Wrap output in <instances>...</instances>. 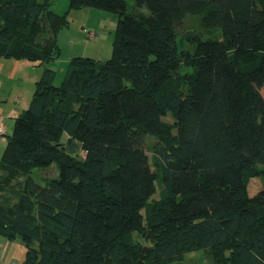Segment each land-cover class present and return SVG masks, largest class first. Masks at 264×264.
<instances>
[{
    "label": "trees",
    "instance_id": "obj_1",
    "mask_svg": "<svg viewBox=\"0 0 264 264\" xmlns=\"http://www.w3.org/2000/svg\"><path fill=\"white\" fill-rule=\"evenodd\" d=\"M55 1L0 0V56L44 65L0 157L23 264H264V0H69L117 21L112 57H74L59 85Z\"/></svg>",
    "mask_w": 264,
    "mask_h": 264
},
{
    "label": "rangeland",
    "instance_id": "obj_2",
    "mask_svg": "<svg viewBox=\"0 0 264 264\" xmlns=\"http://www.w3.org/2000/svg\"><path fill=\"white\" fill-rule=\"evenodd\" d=\"M127 1L130 6L134 2V0ZM52 9L65 18V22L56 39L59 55L49 63V66L56 71L54 84L59 85L61 83L66 69L74 57H91L101 61H107L112 57L117 21L116 14L92 6L72 7L69 0H56ZM188 20L193 22L195 18L188 17ZM216 34L218 35L219 33ZM178 44L180 48H190V45L182 38H179ZM29 69L32 70L33 79H40L44 70L43 62L36 59L30 63ZM183 71H192V68L185 67ZM37 80H34L33 86L30 82L27 83L32 95L35 89V81ZM165 120L169 123H173L174 121L170 113L166 114ZM11 133L9 132L8 135H11ZM62 139L64 141L67 140L66 133H63ZM68 149L74 153L80 152L84 154L82 145L78 142L70 143ZM148 155L151 159L153 169L158 174L156 181L157 189L152 200H159L162 196L161 168L157 156L151 149L148 150ZM33 172V178L42 184L46 183V178L50 171L39 170ZM0 175L5 174L0 171ZM2 178L3 176L0 178V182ZM263 186L264 175L252 177L248 186L249 194L251 196L255 195ZM2 188L3 186L0 185V191L5 192L7 190L4 188L2 190ZM0 239L3 241L0 244V264H23L26 255V246L22 239L18 236L8 239L2 235H0ZM5 243L7 244L2 246ZM206 253V249L188 251L185 255L186 261L187 263L190 261L193 264H209Z\"/></svg>",
    "mask_w": 264,
    "mask_h": 264
},
{
    "label": "crops",
    "instance_id": "obj_3",
    "mask_svg": "<svg viewBox=\"0 0 264 264\" xmlns=\"http://www.w3.org/2000/svg\"><path fill=\"white\" fill-rule=\"evenodd\" d=\"M30 61L27 58L0 56V122L3 121L4 131L0 133V155L2 156L9 132H12L15 120L28 107L32 94L27 83L34 84ZM36 83V81H35ZM80 143L75 140L73 143ZM80 145H82L80 143ZM3 241L0 239V244ZM3 244L2 246L6 245ZM1 246V245H0ZM208 263L212 264L206 253ZM186 259V256H185ZM187 264H193L188 261Z\"/></svg>",
    "mask_w": 264,
    "mask_h": 264
},
{
    "label": "water",
    "instance_id": "obj_4",
    "mask_svg": "<svg viewBox=\"0 0 264 264\" xmlns=\"http://www.w3.org/2000/svg\"><path fill=\"white\" fill-rule=\"evenodd\" d=\"M148 235H149V237H150L151 239H154V234L152 233V231L149 230ZM147 250H148V246L146 245V246H144V248H143V252H145V251H147Z\"/></svg>",
    "mask_w": 264,
    "mask_h": 264
},
{
    "label": "built area",
    "instance_id": "obj_5",
    "mask_svg": "<svg viewBox=\"0 0 264 264\" xmlns=\"http://www.w3.org/2000/svg\"><path fill=\"white\" fill-rule=\"evenodd\" d=\"M4 130H5L4 129V124H3V121H2V122H0V133L1 132H5Z\"/></svg>",
    "mask_w": 264,
    "mask_h": 264
}]
</instances>
